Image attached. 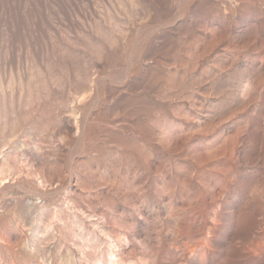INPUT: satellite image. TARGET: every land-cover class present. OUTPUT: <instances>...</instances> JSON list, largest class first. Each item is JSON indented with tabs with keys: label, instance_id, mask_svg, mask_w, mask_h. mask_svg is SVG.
Instances as JSON below:
<instances>
[{
	"label": "rangeland",
	"instance_id": "1",
	"mask_svg": "<svg viewBox=\"0 0 264 264\" xmlns=\"http://www.w3.org/2000/svg\"><path fill=\"white\" fill-rule=\"evenodd\" d=\"M0 264H264V0H0Z\"/></svg>",
	"mask_w": 264,
	"mask_h": 264
},
{
	"label": "bare ground",
	"instance_id": "2",
	"mask_svg": "<svg viewBox=\"0 0 264 264\" xmlns=\"http://www.w3.org/2000/svg\"><path fill=\"white\" fill-rule=\"evenodd\" d=\"M47 229V228H46ZM46 233V232H45Z\"/></svg>",
	"mask_w": 264,
	"mask_h": 264
}]
</instances>
